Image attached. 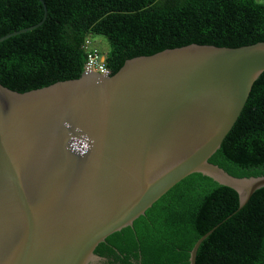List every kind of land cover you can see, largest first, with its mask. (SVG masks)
I'll return each mask as SVG.
<instances>
[{
  "label": "water",
  "instance_id": "water-1",
  "mask_svg": "<svg viewBox=\"0 0 264 264\" xmlns=\"http://www.w3.org/2000/svg\"><path fill=\"white\" fill-rule=\"evenodd\" d=\"M41 22L0 38V43ZM264 72V42L196 45L126 60L24 93L0 84V264H91L95 248L187 176L234 190L239 209L264 177L209 158ZM203 235L190 251L195 264Z\"/></svg>",
  "mask_w": 264,
  "mask_h": 264
},
{
  "label": "trees",
  "instance_id": "trees-1",
  "mask_svg": "<svg viewBox=\"0 0 264 264\" xmlns=\"http://www.w3.org/2000/svg\"><path fill=\"white\" fill-rule=\"evenodd\" d=\"M35 29L0 43V84L24 93L79 78L81 46L103 36L105 66L190 44L236 48L264 42V0H43ZM39 0H0V38L41 22ZM236 178L264 177V72L235 124L209 158ZM264 264V188L239 209L238 196L194 173L94 253L121 264Z\"/></svg>",
  "mask_w": 264,
  "mask_h": 264
},
{
  "label": "built area",
  "instance_id": "built-area-1",
  "mask_svg": "<svg viewBox=\"0 0 264 264\" xmlns=\"http://www.w3.org/2000/svg\"><path fill=\"white\" fill-rule=\"evenodd\" d=\"M83 52L86 54V61L83 66L84 72H93L100 75L107 73L109 70L105 66V55L101 53L94 45L90 38H86L81 46Z\"/></svg>",
  "mask_w": 264,
  "mask_h": 264
},
{
  "label": "rangeland",
  "instance_id": "rangeland-1",
  "mask_svg": "<svg viewBox=\"0 0 264 264\" xmlns=\"http://www.w3.org/2000/svg\"><path fill=\"white\" fill-rule=\"evenodd\" d=\"M93 42L95 47L103 54H106L109 50L108 43L106 39L101 35H92L90 38Z\"/></svg>",
  "mask_w": 264,
  "mask_h": 264
},
{
  "label": "flooded vegetation",
  "instance_id": "flooded-vegetation-1",
  "mask_svg": "<svg viewBox=\"0 0 264 264\" xmlns=\"http://www.w3.org/2000/svg\"><path fill=\"white\" fill-rule=\"evenodd\" d=\"M97 255V254H96ZM99 256V255H97ZM100 259L96 262H93L91 264H121L118 260H116V258H107L104 256H99Z\"/></svg>",
  "mask_w": 264,
  "mask_h": 264
}]
</instances>
